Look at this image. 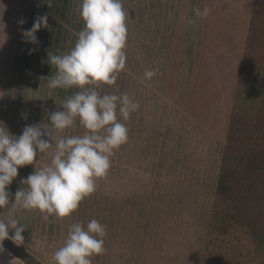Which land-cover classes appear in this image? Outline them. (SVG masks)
I'll list each match as a JSON object with an SVG mask.
<instances>
[{
    "label": "rangeland",
    "instance_id": "rangeland-1",
    "mask_svg": "<svg viewBox=\"0 0 264 264\" xmlns=\"http://www.w3.org/2000/svg\"><path fill=\"white\" fill-rule=\"evenodd\" d=\"M16 1L14 57L2 80L0 126L19 136L25 126L41 125L51 133L53 148L18 168L8 188L10 202L17 190L27 189L24 178L50 163L56 140L86 131L79 118L61 132L52 127L48 114L63 110L61 103L80 89H49L42 65L52 48L60 55L74 47L85 26L81 0H52L51 8L48 0ZM122 5L128 13L126 65L115 85L101 84L97 91L128 93L138 101L127 121L117 113L128 141L110 158L96 191L71 215L46 221L38 210L18 211L25 227L20 245L43 263L55 264L53 254L69 226L96 219L106 225L107 235L105 252L92 256V264H201L241 60L242 47L234 38L239 15L229 0H122ZM205 6L210 14L195 17L193 9ZM45 13L48 27L35 33L39 43L24 42L22 30ZM146 69L157 74L146 80ZM9 207L0 209V219ZM6 259L23 264L11 255Z\"/></svg>",
    "mask_w": 264,
    "mask_h": 264
},
{
    "label": "clouds",
    "instance_id": "clouds-1",
    "mask_svg": "<svg viewBox=\"0 0 264 264\" xmlns=\"http://www.w3.org/2000/svg\"><path fill=\"white\" fill-rule=\"evenodd\" d=\"M47 5L51 8L52 0ZM193 12L195 17H207L210 9L205 6ZM80 15L85 26L74 47L65 54L47 53V62L57 70L49 77L47 87L80 90L61 103L63 110L48 116L58 132L70 128L77 118L86 131L83 135L56 140L54 151L49 153L50 163L24 178L21 183L27 189L17 190L10 202L8 188L17 177L18 168L34 164L38 153L53 148V141L49 130L41 125L25 126L19 136L0 126V209L11 203L6 217L0 219V252L4 251L5 239L15 244L19 241L17 245L24 241L25 227L16 217L18 211L38 210L46 221L52 215L57 218L71 215L85 197L96 191L97 179L105 177L111 166L110 158L128 141V129L117 113L127 121L138 110V101L128 93L101 95L97 91L101 84L115 85L118 74L125 68L128 13L122 0H81ZM47 20L45 13L36 18L30 29L22 30L24 42L38 44L35 33L48 27ZM18 23L22 25L25 21L21 19ZM192 23L194 20L189 19L188 24ZM156 74V70L146 69L143 75L151 80ZM10 229L15 230L11 236ZM106 235V225L96 219L86 226L82 221L72 223L63 246L53 254L55 264H92V256L105 252Z\"/></svg>",
    "mask_w": 264,
    "mask_h": 264
},
{
    "label": "trees",
    "instance_id": "trees-1",
    "mask_svg": "<svg viewBox=\"0 0 264 264\" xmlns=\"http://www.w3.org/2000/svg\"><path fill=\"white\" fill-rule=\"evenodd\" d=\"M43 63L49 79L56 67ZM17 244L3 241L23 264H45ZM201 264H264V0L252 1Z\"/></svg>",
    "mask_w": 264,
    "mask_h": 264
},
{
    "label": "crops",
    "instance_id": "crops-1",
    "mask_svg": "<svg viewBox=\"0 0 264 264\" xmlns=\"http://www.w3.org/2000/svg\"><path fill=\"white\" fill-rule=\"evenodd\" d=\"M232 4L230 10L232 9L235 16L239 15V20L234 26L235 30V40L237 44L242 47L241 56L243 53L246 32L248 28L250 12L253 0H229ZM17 1L16 0H0V109H1V93H2V80L8 76V72L11 67V59L14 57V50L12 42L14 41L13 36L16 33V12H17ZM245 9V10H244ZM241 15L244 16L241 18ZM241 43H240V37ZM22 52V51H21ZM22 53H19L21 56ZM13 235L14 233H11ZM10 235V236H11ZM4 251L0 252V264H5L8 255L16 257L10 253L4 246ZM8 253V254H5ZM6 264H8L6 262Z\"/></svg>",
    "mask_w": 264,
    "mask_h": 264
}]
</instances>
